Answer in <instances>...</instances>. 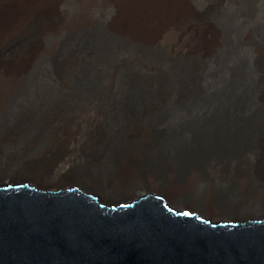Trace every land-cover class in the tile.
<instances>
[{
	"label": "bare ground",
	"instance_id": "bare-ground-1",
	"mask_svg": "<svg viewBox=\"0 0 264 264\" xmlns=\"http://www.w3.org/2000/svg\"><path fill=\"white\" fill-rule=\"evenodd\" d=\"M54 1L0 0V134L95 127L88 144L97 159L75 181L60 176L59 166L46 170L36 163L19 171L0 167V177L60 192L76 189L121 207L150 196L175 216L209 226L264 223V183L244 194L245 171L229 175L243 157L264 160V64L255 61L263 51L264 0H65L66 19L45 14ZM60 49L62 68L50 72L47 63ZM118 64L131 68L122 103L112 96ZM77 76L84 93L102 88L113 97L110 115H102L97 99L85 102L79 93L56 97L60 114L44 115L42 95H65ZM122 127H139V136L123 137ZM142 154L164 155L160 178L150 171L141 181L126 165ZM103 156L114 163L110 170L101 168ZM181 161L184 177L174 182L173 167ZM220 163L229 167L223 174L234 177L235 192L216 193L206 180L219 175ZM262 173L257 176L264 182ZM151 182L161 190L141 191Z\"/></svg>",
	"mask_w": 264,
	"mask_h": 264
},
{
	"label": "water",
	"instance_id": "water-1",
	"mask_svg": "<svg viewBox=\"0 0 264 264\" xmlns=\"http://www.w3.org/2000/svg\"><path fill=\"white\" fill-rule=\"evenodd\" d=\"M0 264H264V223L209 226L150 196L121 207L0 177Z\"/></svg>",
	"mask_w": 264,
	"mask_h": 264
},
{
	"label": "rangeland",
	"instance_id": "rangeland-1",
	"mask_svg": "<svg viewBox=\"0 0 264 264\" xmlns=\"http://www.w3.org/2000/svg\"><path fill=\"white\" fill-rule=\"evenodd\" d=\"M54 2L52 3H54L57 6L48 9L45 8L46 11V12L44 11L45 14L50 15L51 17L54 18H59L58 15H62V18L66 19L68 17L66 13H68L69 11L67 8L64 7L65 0H56ZM47 7H51V6H47ZM41 16H43V13ZM34 18H32L29 22L34 21ZM32 26H34V22L31 23L30 28H32ZM258 42H260V44L262 45L261 49L263 51L260 57L255 58V61L264 64V36L260 37ZM78 46L79 45L76 46L75 50L80 49ZM61 47L62 50L63 48L65 50L67 49V41H65V38L61 42ZM62 50L60 49L57 52V54L54 56V58L48 61L47 64L49 65L50 72L58 73L61 70L63 65L62 54H61ZM7 51L9 50H6L5 52ZM70 51L72 50H68L66 52H70ZM130 72H131V68H129L126 64L117 65L116 76L119 75L120 78L117 79V82H115L116 84L114 85V93L112 94V96L116 98V100L114 101H119V102L121 101L122 103L125 100L127 93L124 92V90L129 85L127 84V82L129 80L128 75L130 74ZM78 77L79 76L71 78L72 88L70 91L65 93V95L64 94L62 95L58 91H54V90L52 92L51 91L46 92L42 95L43 98H46L45 103L48 105L44 115L60 114L61 107L57 104L59 100L56 99V97L64 96V98H62L63 100H69V99H73L76 93H79L81 98H83L85 102H88L91 99H97L96 102L102 112V115L111 114L110 111L111 100L109 99V97L112 99V101H113V97L112 96L108 97V95L104 94L103 91L101 90L102 88H100L97 92L92 91L94 92L93 95L92 94L90 95L91 92H89L88 94L84 93L83 90L78 86ZM169 85L165 82L164 90L167 92H170V89L166 87ZM36 113L37 115H34L35 117L41 115L39 112ZM151 126L154 131L158 129V125L154 122H152ZM12 130L13 129H10V133H8L7 135L0 134V167H7L10 168V170L19 171L20 169H24L23 164L26 163L39 164L42 166L43 169L46 170L54 169L55 166H59V168L62 169L60 176L67 177L68 181H75L76 176L78 174L88 173V171H90L91 162L97 159L96 153L90 148L88 144L91 139L97 136L96 133L98 132L97 129H95V127L92 129L84 126L83 124H78V126L75 128L73 127L54 128L52 126L50 127L47 126L37 129L31 128L29 130L26 129H19L15 131ZM123 130L124 129L122 127L121 130H117V131H122L123 132L122 135H124L123 137H128V139L131 140L136 139L140 133L139 127L132 130H127V129L124 131ZM127 147L130 148L132 146L130 145ZM259 148L260 146L258 145V147L253 149L252 152L256 153L257 151H259ZM120 152H122L121 154L124 156L125 154L124 150H120ZM163 156L164 155L153 159L142 154L136 159H133L132 157L130 159L128 157L130 160L127 159V161L125 160V162L126 165L131 166L132 169L135 168V170L138 172V178H141V181H145L146 176L150 171H152L153 173L155 172L154 176L156 178H160L162 176ZM100 162H101L100 163L101 168L105 171L110 170L115 166L114 163L109 161V159L106 158L105 156H103L102 158L100 157ZM132 165L135 167H133ZM231 167H233L232 169L233 172H231L233 174H229V175H236L235 173L238 170H243L246 173L245 183L242 193L252 194L253 192H255L257 188L263 185L264 183L262 182L263 179H260L257 176L264 171L263 159L261 160L257 158L255 155L254 156L248 155L240 159L238 165ZM173 170L174 171L171 176L172 180L174 182L181 181L184 177L183 171L185 170L182 161L179 162L178 164H175ZM218 170L220 171L219 175L209 179H207L206 175L201 170H199L198 173L199 179L203 180L206 178V180L208 181V183L211 184L213 190L216 193H222L225 191L235 192L236 184L234 183V179H233L234 177L231 176V178H229L226 177L227 174H223L225 171H229V167L225 164L220 163L218 165ZM258 170L261 171L260 174L256 173ZM19 178L21 177H13L10 179L16 180ZM146 189H150L154 192L161 190L160 188H158V186H156L152 182L151 184L147 183L146 186L144 185L141 191H146ZM162 192L166 197H168L164 191Z\"/></svg>",
	"mask_w": 264,
	"mask_h": 264
}]
</instances>
